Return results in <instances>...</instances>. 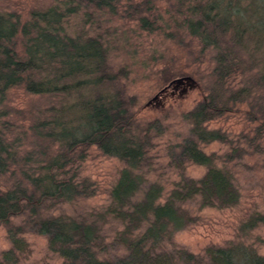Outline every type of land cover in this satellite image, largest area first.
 <instances>
[{
  "label": "trees",
  "instance_id": "1",
  "mask_svg": "<svg viewBox=\"0 0 264 264\" xmlns=\"http://www.w3.org/2000/svg\"><path fill=\"white\" fill-rule=\"evenodd\" d=\"M186 1L174 3L176 7L166 20L169 30L164 33L186 45L187 37L197 38L199 60L208 55L211 65L198 78L206 93L183 113L187 132L169 146V153L171 163L178 166L187 160L208 165L201 177L186 178V182H177L165 192L162 184L144 182V175L138 172L153 134L157 130L161 133L165 126L161 121L155 125L145 123L144 127L139 121H131L123 100L105 93L107 49L98 36L86 33L95 24L109 23L111 16L126 14L137 18L141 27L152 30L158 16L153 13L149 18L148 14L156 0L38 1L24 20L21 12L11 7L10 0H0V104L7 88L17 84L41 96L65 94L70 89L80 93L78 82L83 79L92 86L84 106L76 105L77 118L72 125H68L70 120L52 118L45 131L34 133L33 139L41 142L62 141L64 147L58 150L62 156H50L46 163L39 159L42 164L37 166L38 174L30 177L22 171L14 187L0 189V223L9 225L11 243L1 252L0 264L18 261L27 246L22 237L27 229L47 237L48 248L62 258L60 264H264V255L240 240L255 226L264 224V213L258 210L239 220L240 239L225 246L209 245L203 257L172 240L176 229L195 220L181 207L189 198L199 195L202 204L218 206L239 201L240 193L229 168L213 165L211 161L218 158L217 154L201 149L202 144L211 141L229 140L227 133L209 127L208 122L242 112L244 119L253 124V133H242L241 138L253 140L264 131V0L248 1L241 7L237 3L241 0ZM36 60L42 74L33 80L29 71ZM184 73L189 74L166 66L162 78L169 80ZM39 105L23 114L37 115ZM6 139L2 132L0 172L7 171L10 165L9 157L1 155L10 153L11 145ZM91 144L118 156L125 164L109 189L110 202L102 210L86 215L47 213L44 201L69 200L91 192L84 178L75 181L73 174L59 176L53 169L71 164L75 158L70 151ZM230 152L226 158L248 153L242 148L240 152L235 148ZM42 169L45 172L40 173ZM23 197L34 201L32 212L23 224H11V217L24 208ZM107 221L115 223L110 232L104 229Z\"/></svg>",
  "mask_w": 264,
  "mask_h": 264
},
{
  "label": "rangeland",
  "instance_id": "2",
  "mask_svg": "<svg viewBox=\"0 0 264 264\" xmlns=\"http://www.w3.org/2000/svg\"><path fill=\"white\" fill-rule=\"evenodd\" d=\"M38 1L46 4L54 0H10L11 7L21 12L23 20ZM177 1L179 0H156L155 7L148 14L149 18H153V13L158 16L154 25L156 27L152 30L141 27L137 18H130L125 13L126 15L121 17L111 16L109 23L95 24L86 31L98 36L107 49L105 64L107 76L103 85L105 93L123 100L131 121L135 123L139 121L142 127L145 123L155 125L157 121H161L165 126L161 133L155 131L156 126L153 127L155 133L152 131L154 134L146 148L145 161L138 169L146 179L144 182H159L165 192L174 188L177 182L183 184L187 179L201 177L208 165L187 160L183 165L178 166L171 163L169 153V146L180 141L187 132L188 123L183 118V113L191 109L206 93L199 84L198 78L207 73L211 65L206 53L202 55V58L206 56L205 59L199 60L201 55H197L199 49L197 38L187 37L186 45L165 35L164 31L169 30L167 16L176 7L174 3ZM188 1L191 2V0L186 2ZM248 1L252 0H241L237 3L241 7ZM261 32L264 33V30ZM17 48L20 50L19 44ZM37 60L33 69L29 71L33 80H37L42 74ZM166 66L189 72L193 79L169 84L172 79L189 74H176L171 79L165 80L162 78V70ZM87 75H82L81 79L86 78ZM83 80L78 82L80 93L70 89L64 92L65 94L46 93V96L40 94L39 96L21 84L7 88L4 96L6 99L4 98V102L0 104V135L3 132L6 141H9L12 147H8L10 153L1 154L2 157L10 159L7 161L10 163L8 170L0 172L1 190L14 187V183L19 182L22 171L33 177L38 174L36 170L37 166L42 164L41 161L46 163L50 156L58 159V155L62 152L58 150L64 147L61 145L63 142H41L33 139L34 133L43 129L45 131L50 126L52 118L70 120L68 125L73 124V119L77 118L74 115L75 110L78 109L76 105L79 103V108L84 106L89 91L92 90L91 84ZM37 104H40L37 115L30 116L29 113L24 115ZM208 126L227 133L229 140L211 141L202 144L201 149L205 153L217 154L218 158L211 161L213 165L229 168L240 196L235 205L229 206L202 204L199 195L182 203V210L195 220L176 229L172 240L175 245L183 246L202 257L204 248L209 245L225 246L231 241L240 239L241 237L237 236L238 222L248 212L258 210L264 213V131L257 134L253 140L241 138L242 133L251 135L253 133V124L244 119L242 112L214 118L208 122ZM48 144L50 147L47 146ZM232 148L239 152L242 148L248 153L233 155L231 159L226 158ZM70 152L75 158L73 162L66 167H58V169L53 167V169L59 173V176L73 174L75 181L84 178L91 192L69 200L61 199L55 202L47 200L42 205L47 202V213L74 216L102 210L110 202L109 189L116 181L121 168L125 166L124 162L118 156L102 151L97 144L85 147L82 145ZM39 159L41 161H38ZM41 172L45 171L42 169ZM22 203L24 208L11 217V224H23L32 212L34 201L23 197ZM26 203L29 205H25ZM41 210L45 208L42 207ZM114 224L112 221L105 222V231L110 232ZM8 226L0 223V257L1 252L11 245L7 234ZM22 237L27 246L14 264L61 263L62 258L59 254L48 248L45 235L27 229ZM240 240L252 245L264 255V224H258Z\"/></svg>",
  "mask_w": 264,
  "mask_h": 264
},
{
  "label": "water",
  "instance_id": "3",
  "mask_svg": "<svg viewBox=\"0 0 264 264\" xmlns=\"http://www.w3.org/2000/svg\"><path fill=\"white\" fill-rule=\"evenodd\" d=\"M185 79H193L190 75H184V76H181V77H177V78H174L172 79L169 84H172V83H180L182 81H184Z\"/></svg>",
  "mask_w": 264,
  "mask_h": 264
}]
</instances>
